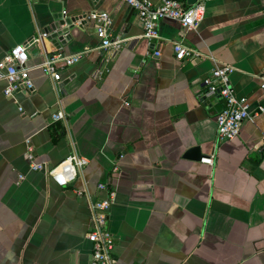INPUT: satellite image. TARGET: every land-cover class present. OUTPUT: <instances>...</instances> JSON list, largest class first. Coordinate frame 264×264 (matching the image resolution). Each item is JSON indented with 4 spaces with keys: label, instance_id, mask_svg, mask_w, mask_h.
I'll use <instances>...</instances> for the list:
<instances>
[{
    "label": "crops",
    "instance_id": "0c3cea01",
    "mask_svg": "<svg viewBox=\"0 0 264 264\" xmlns=\"http://www.w3.org/2000/svg\"><path fill=\"white\" fill-rule=\"evenodd\" d=\"M182 1L202 2L203 19L189 29L161 20L149 39L123 0H0V59L31 41L35 88L7 96L0 79V264H90L91 206L110 190L115 264H264V112L219 140L203 97V78L229 63L237 94L259 101L264 0ZM93 9L109 13L119 50L80 19ZM173 40L200 55L176 58ZM84 49L58 65V82L39 66ZM72 153L87 164L59 186L46 168Z\"/></svg>",
    "mask_w": 264,
    "mask_h": 264
},
{
    "label": "built area",
    "instance_id": "2783aa9c",
    "mask_svg": "<svg viewBox=\"0 0 264 264\" xmlns=\"http://www.w3.org/2000/svg\"><path fill=\"white\" fill-rule=\"evenodd\" d=\"M128 3L137 13L143 23V36L149 39L160 38L158 23L161 20H176L183 28L195 27L204 17L205 8L202 2L185 4L182 0H123ZM66 11H63L65 18ZM78 17V16H77ZM71 19L72 17H67ZM80 19L95 20L97 35L101 40V47L110 51H117L122 47L124 39L120 35L109 32L111 17L108 12L93 9L81 15ZM65 20V19H64ZM31 41L16 43L11 46L0 59V79L7 82L3 92L7 96L14 95L20 89L32 92L33 80L30 76V67L27 65L28 49ZM174 55L182 59L189 55H200V51L184 44L182 41L173 40ZM87 49L65 54L62 52L46 55L40 63L45 74L49 75L55 82L61 80L58 65L71 64L81 58ZM157 52V51H156ZM235 66L229 63H222L215 66L211 73L203 78L206 90L203 97L215 96L222 100V108L216 113L217 138L232 139L240 134L242 123L245 119L264 112V103L261 99L264 96V70L260 73L259 101H253L247 95H239L231 84V74ZM54 119L63 117L62 112L54 114ZM264 148V134L262 138ZM31 149V148H29ZM31 158V151H29ZM201 160L210 162L211 157H202ZM87 164V159L77 153H72L66 158L46 168L49 177L59 186L67 185L76 179L77 173ZM41 166L33 162L31 168L39 169ZM105 188L104 183L99 184ZM113 190L104 198L98 199L92 204L93 229L87 233V239L91 243L90 264H115L114 255L115 234L107 227L109 210L111 207V196Z\"/></svg>",
    "mask_w": 264,
    "mask_h": 264
},
{
    "label": "water",
    "instance_id": "95a60500",
    "mask_svg": "<svg viewBox=\"0 0 264 264\" xmlns=\"http://www.w3.org/2000/svg\"><path fill=\"white\" fill-rule=\"evenodd\" d=\"M70 20H73V18H71ZM70 20H67V21H70ZM65 20H64V24H65ZM70 23V22H69ZM68 23V24H69ZM67 28H63V30H59L58 32H57V34H59V37H62L63 35L61 34L62 33V31H63V33H66L67 32V30H66ZM62 35V36H61ZM206 103L207 104H210V103H214V109H216V110H220L221 108H222V104L220 103V102H218L217 101V98L215 97V96H209L208 98H207V100H206ZM202 155L203 154H200V153H198V154H189V156H191V157H194L195 159H197V160H200L201 159V157H202Z\"/></svg>",
    "mask_w": 264,
    "mask_h": 264
}]
</instances>
